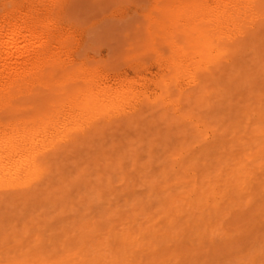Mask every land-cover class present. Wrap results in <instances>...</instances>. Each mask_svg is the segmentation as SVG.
<instances>
[{
  "label": "bare ground",
  "instance_id": "obj_1",
  "mask_svg": "<svg viewBox=\"0 0 264 264\" xmlns=\"http://www.w3.org/2000/svg\"><path fill=\"white\" fill-rule=\"evenodd\" d=\"M170 1L163 30L199 58L174 62L188 88L151 101L107 85L64 37L86 1L1 12L4 263L264 264V0ZM208 88L219 104L202 129L183 115L140 119L145 103L173 107Z\"/></svg>",
  "mask_w": 264,
  "mask_h": 264
},
{
  "label": "rangeland",
  "instance_id": "obj_2",
  "mask_svg": "<svg viewBox=\"0 0 264 264\" xmlns=\"http://www.w3.org/2000/svg\"><path fill=\"white\" fill-rule=\"evenodd\" d=\"M17 1L0 0V14L2 11L10 9ZM84 1H86V6L74 10L72 13L76 28L71 32L66 30L64 37L68 38V42L73 45L79 55H83L82 57L89 66L95 67L107 75V85L121 84L128 85L133 89L144 90L150 101L159 96L164 87L170 89L189 87L187 78L175 72L174 62L180 61L186 64L192 57L197 60L199 53L198 49L193 47L191 41L186 37H169L170 29L163 30L168 23L164 14V6L170 0ZM198 76L199 74H196L195 77ZM206 91L191 94L189 99L180 100L173 107L167 103L166 99L159 103H145L140 107V119L159 120L166 117L165 121L176 122L180 120L179 116L183 115L185 119L198 122L202 129L204 122L210 120L211 109L219 104L210 94V88ZM242 91L243 88L238 86L233 88L230 94L233 97H238ZM130 125L127 126L128 129L124 128L126 126L120 127L123 129L121 131L124 136L123 133L120 135L127 136V140L133 138L132 135L136 134V131L138 133L139 130L137 129L139 124L134 129L135 123ZM140 126L139 128L144 130L145 126L143 125L144 128ZM132 129L137 130L133 133ZM145 130L139 131L146 134ZM107 131L112 132L111 130ZM113 131L116 132L108 133V135L110 134L112 138L114 135L115 138H121L119 134V136L116 134L120 132L119 128L118 130L113 129ZM128 136L130 137L128 138ZM59 220H66V218ZM54 225L51 224L52 228L54 227L56 230H52L51 233H55V231L57 233V227L59 228V224L56 228ZM0 260V264L8 262L5 259L4 263L3 258ZM11 262L13 261L8 263ZM13 264L15 263L13 262Z\"/></svg>",
  "mask_w": 264,
  "mask_h": 264
}]
</instances>
